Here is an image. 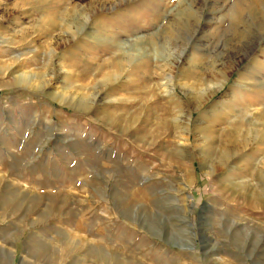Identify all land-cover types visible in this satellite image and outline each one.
<instances>
[{"label":"rangeland","instance_id":"obj_1","mask_svg":"<svg viewBox=\"0 0 264 264\" xmlns=\"http://www.w3.org/2000/svg\"><path fill=\"white\" fill-rule=\"evenodd\" d=\"M0 264H264V0H0Z\"/></svg>","mask_w":264,"mask_h":264},{"label":"bare ground","instance_id":"obj_2","mask_svg":"<svg viewBox=\"0 0 264 264\" xmlns=\"http://www.w3.org/2000/svg\"><path fill=\"white\" fill-rule=\"evenodd\" d=\"M23 77V76H22Z\"/></svg>","mask_w":264,"mask_h":264}]
</instances>
